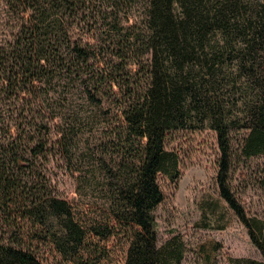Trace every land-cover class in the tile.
<instances>
[{
    "label": "trees",
    "instance_id": "16d2710c",
    "mask_svg": "<svg viewBox=\"0 0 264 264\" xmlns=\"http://www.w3.org/2000/svg\"><path fill=\"white\" fill-rule=\"evenodd\" d=\"M0 38V264H43L45 244L93 264L116 237L124 264H180L182 238L159 242L157 178L179 174L167 136L205 128L219 201L264 259V222L229 186L235 160L264 153V0H0ZM72 141L92 151L102 214L58 198L47 178L54 148ZM217 250L195 254L212 264Z\"/></svg>",
    "mask_w": 264,
    "mask_h": 264
},
{
    "label": "rangeland",
    "instance_id": "374dc122",
    "mask_svg": "<svg viewBox=\"0 0 264 264\" xmlns=\"http://www.w3.org/2000/svg\"><path fill=\"white\" fill-rule=\"evenodd\" d=\"M234 135L233 149L236 150L247 132L239 131ZM166 148L177 154L179 174L173 181L162 175L157 178L164 196L154 212L159 242L165 243L174 235L182 238L187 253L180 264H203L195 254L196 247L202 243L218 245L212 264H231L230 259L264 262L246 228L227 205L219 201L216 177L220 151L215 132L208 128L173 131L166 138ZM83 150V143L73 141L68 149L55 147L47 164V178L58 198L81 211L102 214L105 194L91 172L88 161L92 151L84 150L81 154ZM263 180L264 153L249 159L239 157L229 173L231 192L246 215L262 222ZM99 247H103V251L93 264H124L126 244L123 239L110 238L99 242ZM40 256L43 264H73L51 244L40 247Z\"/></svg>",
    "mask_w": 264,
    "mask_h": 264
}]
</instances>
